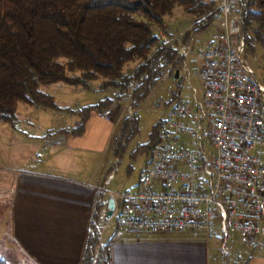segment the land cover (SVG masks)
I'll return each mask as SVG.
<instances>
[{
  "label": "built area",
  "instance_id": "built-area-1",
  "mask_svg": "<svg viewBox=\"0 0 264 264\" xmlns=\"http://www.w3.org/2000/svg\"><path fill=\"white\" fill-rule=\"evenodd\" d=\"M244 15L235 0H221L207 29L214 30L210 43L189 63L195 42L204 38L198 34L207 30L193 25L187 40L185 33L161 38L163 46L178 43L179 76L192 86V76L198 75L202 94L193 89L192 102H179L170 112L175 139L159 148L142 174L140 190L119 194L120 202L106 191L116 203L112 218L126 216L129 229L218 236L225 264L237 243L254 251L264 247V85L244 58ZM132 105L126 102V117L135 113ZM182 134L194 139V150L175 148ZM112 218L106 219L99 245Z\"/></svg>",
  "mask_w": 264,
  "mask_h": 264
},
{
  "label": "trees",
  "instance_id": "trees-1",
  "mask_svg": "<svg viewBox=\"0 0 264 264\" xmlns=\"http://www.w3.org/2000/svg\"><path fill=\"white\" fill-rule=\"evenodd\" d=\"M220 2L0 0V122L15 125L20 104L61 110L42 87L64 84L94 91L98 83L96 92H105L108 97L75 112L79 116L76 127L63 132L81 135L91 113H104L130 100L135 113L125 118L114 140L115 155L120 156L126 139L138 127L136 110L170 69L169 77L180 85L174 76L181 64L178 43L161 44L163 36H173L166 28V18L181 7L200 32L206 31L219 12ZM235 2L245 9L246 52L255 45L264 46V0ZM104 196L101 193L96 200L82 264H113L110 240L99 245L106 224L101 215L108 205ZM0 264L8 263L0 258Z\"/></svg>",
  "mask_w": 264,
  "mask_h": 264
},
{
  "label": "crops",
  "instance_id": "crops-1",
  "mask_svg": "<svg viewBox=\"0 0 264 264\" xmlns=\"http://www.w3.org/2000/svg\"><path fill=\"white\" fill-rule=\"evenodd\" d=\"M109 118L91 114L81 135L63 132L79 120L47 134L51 149L40 160L43 170L0 165V258H17L18 264H82L98 191L108 180L102 173L93 181L97 167L88 170L91 157L104 154L112 140L116 121ZM13 126L0 124L10 131ZM126 227L107 239L113 264H225L218 236L192 231L151 234ZM238 244L228 264H264V247L254 251Z\"/></svg>",
  "mask_w": 264,
  "mask_h": 264
},
{
  "label": "rangeland",
  "instance_id": "rangeland-1",
  "mask_svg": "<svg viewBox=\"0 0 264 264\" xmlns=\"http://www.w3.org/2000/svg\"><path fill=\"white\" fill-rule=\"evenodd\" d=\"M193 25L192 16L181 7H177L166 18V28L171 32L173 37L185 33L183 40L188 38L189 35L187 34ZM213 31V29H209L203 33L204 35H201L202 33L198 34L200 38H204L195 42L194 50L190 58H187L188 63L197 57L199 50L207 47L211 41ZM244 58L250 68L253 69L258 81L264 85V46L255 45L254 50L246 52ZM133 67L130 65L129 68ZM197 70L198 68L195 71L197 72ZM191 85L187 80L183 81L180 85H176L172 77L165 78L141 108L136 110L138 127L132 136L126 139V145L120 156L115 155L116 148L113 147L114 140L119 135L122 123L128 114L125 108L126 103L116 104L111 109L114 112L113 115H109L106 118L111 116L109 119L116 121V129L114 130L112 140L104 154L91 157L92 163L88 170L89 172L92 167L93 169L97 167L93 175V181H96L102 173H104L105 178H108L111 174V177L108 178V183L103 184L98 191V196L101 193L107 194L106 191H111L120 202L119 194L133 193L140 190L142 174L147 169L149 163L156 157L159 148L169 140L173 141L175 139L171 135L168 123L170 112L179 102H192L193 89H197L198 93L202 94V84L198 75L192 76ZM97 86L98 83H95L94 91L73 88L64 84L42 87L41 90L43 92L55 98L61 110L34 108L27 104H20L18 107V119L15 126H13L15 130L10 131L0 127V165L43 170V164L42 166L40 165V160H43V156L47 155L51 149L46 146L47 142L51 139L50 135L56 133L57 130L60 131L63 127L67 128L73 125L74 120H79V116L75 112L89 105H94L108 97V94L105 92H96ZM98 113L93 112L91 114L95 115ZM99 114L102 117L101 113ZM159 123L161 125L155 134L156 126ZM0 124L4 123L0 122ZM75 127L76 125L70 129ZM52 129L55 130L52 131ZM49 133L50 135H47ZM9 134L14 137V142H10ZM176 142L175 148L178 150L187 151L195 149V141L190 135L182 134L178 136ZM28 149L32 152L30 153ZM206 149L212 151V146L207 145ZM30 155H33V160H27ZM65 155L67 154L65 153ZM60 168L65 170L62 166L58 169ZM107 210L103 211L101 215L103 223H106ZM117 220L118 218H112L108 225L105 233L106 241L116 231L123 233L122 231L127 229L125 224L126 216L121 217L123 221L121 225H117ZM218 239L220 240L219 237L216 240ZM241 246L244 245L239 243L238 247L241 248ZM7 261L10 264L20 263L17 258Z\"/></svg>",
  "mask_w": 264,
  "mask_h": 264
},
{
  "label": "water",
  "instance_id": "water-1",
  "mask_svg": "<svg viewBox=\"0 0 264 264\" xmlns=\"http://www.w3.org/2000/svg\"><path fill=\"white\" fill-rule=\"evenodd\" d=\"M175 79H178L179 83L181 84L182 83V77L179 76V70H176L175 71ZM115 206H116V203H115V200L114 198H110L108 200V205H107V219H111L112 216H113V212L115 210Z\"/></svg>",
  "mask_w": 264,
  "mask_h": 264
}]
</instances>
